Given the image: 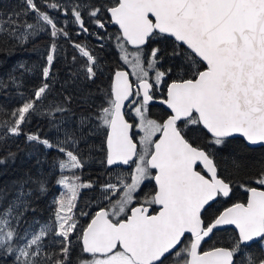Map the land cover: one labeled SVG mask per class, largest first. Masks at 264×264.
Returning a JSON list of instances; mask_svg holds the SVG:
<instances>
[{"label":"snow or ice","instance_id":"1","mask_svg":"<svg viewBox=\"0 0 264 264\" xmlns=\"http://www.w3.org/2000/svg\"><path fill=\"white\" fill-rule=\"evenodd\" d=\"M21 4L0 12V53L50 40L30 92L25 63L0 76V94L20 101L0 103V146L23 137L36 169L0 187V264H264V0H41L115 49L107 84L93 48ZM62 40L83 63L68 64ZM35 117L54 135L28 131ZM98 152L109 178L97 185L81 173ZM53 177L61 191L42 209ZM93 188L95 203L81 196Z\"/></svg>","mask_w":264,"mask_h":264},{"label":"trees","instance_id":"2","mask_svg":"<svg viewBox=\"0 0 264 264\" xmlns=\"http://www.w3.org/2000/svg\"><path fill=\"white\" fill-rule=\"evenodd\" d=\"M37 5L41 7L42 10L48 12L50 15H53L57 17L60 24L64 27H66L70 33L71 39L76 41L77 43H84L89 48H93L95 50V54H98L102 60L106 63V72L105 77L102 78V82L104 84H107V78L110 75V69L115 68L118 61H117V53L113 47L107 46V41H105L106 47L101 49L98 46V42L95 40L94 37L88 36V35H80L77 36L76 32L79 30L78 26L72 23V17L69 14L67 17H65L60 12H55L49 8H47L45 5L41 4V0H35ZM62 4H68V3H76L80 2V0H59ZM22 7L21 0H0V12H3L5 14V18L7 15L11 14L14 11H19ZM35 14H30L27 19L29 22H34L33 17ZM67 21L65 24L64 22ZM113 26H109V31H112ZM90 28L93 31H96V28L94 25H90ZM50 38L46 34H41L36 38L34 41L35 49L33 47V44L30 43L28 45H25L23 49H20L16 52L15 55L9 56L7 58L4 57L3 53H0V76H6L16 64L18 63H25L28 67H32L34 71L32 73L23 75V83L25 85L24 91L25 93H28L31 91L32 88H34L36 85L40 83V73H39V66L43 64V54L45 49L48 46ZM60 46L63 48L64 53L67 54L69 60L68 64L71 63V57L76 56L77 57V65L84 62V58L79 56V53L72 47V45L67 40L60 41ZM62 53V57L64 55ZM54 69L56 73L59 76V80L63 81L66 78V62L63 58L60 59V61L54 65ZM20 70H17V75H20ZM99 83V82H98ZM55 89L56 92H60V83H55ZM71 89H69L70 91ZM59 99H63V96L60 95ZM19 98L15 95V93H12L9 96H4L0 94V103L6 104L8 109H12L14 106H18L19 104ZM76 102L73 101V107H75ZM153 112L156 114H159V106H156L153 108ZM28 131L30 132H38L40 136H53L54 133L50 130L48 121L41 117H35L33 118L31 124L28 126ZM100 140H96V144L99 145ZM15 152L17 153V158L15 163L8 161L5 165H0V187H4L8 184H10L11 181L18 179L23 175L25 171H28L31 169L32 173L35 174L36 169L33 167L35 163V157L33 156L32 159H28L25 155L27 148L25 145V142L23 140V137L21 138H10L6 143H4L2 146H0V158H3L7 155V153ZM43 151V150H42ZM30 155V153H29ZM56 155L55 152H50L48 154V161L49 163L52 161L53 157ZM101 154L98 152L96 156L88 158L89 163L88 166L82 171L81 177L83 181L91 180L94 184H100L105 182L109 177L104 175L102 166L98 162L100 159ZM45 171H49L48 165L46 164L44 166ZM58 170L53 169L52 172H50V175L52 173L57 172ZM55 177H53L52 180V186L51 191L46 198L45 201H41V208H45V204H50L52 199L55 198V196H58L60 193V189L58 186L54 183ZM99 194L98 188L93 189H83L81 192V196L84 200H93V203H95V198ZM237 199L244 200L245 196L243 193L238 192ZM228 206L227 204L218 205V207H224ZM49 216V212L45 210L43 212L42 216L38 215V218L41 220V223H45L47 221V218ZM86 220V217H81V221L83 222ZM37 230L39 226H36Z\"/></svg>","mask_w":264,"mask_h":264},{"label":"rangeland","instance_id":"3","mask_svg":"<svg viewBox=\"0 0 264 264\" xmlns=\"http://www.w3.org/2000/svg\"><path fill=\"white\" fill-rule=\"evenodd\" d=\"M59 188V187H58ZM61 191V190H60Z\"/></svg>","mask_w":264,"mask_h":264},{"label":"flooded vegetation","instance_id":"4","mask_svg":"<svg viewBox=\"0 0 264 264\" xmlns=\"http://www.w3.org/2000/svg\"><path fill=\"white\" fill-rule=\"evenodd\" d=\"M242 193V192H241Z\"/></svg>","mask_w":264,"mask_h":264}]
</instances>
